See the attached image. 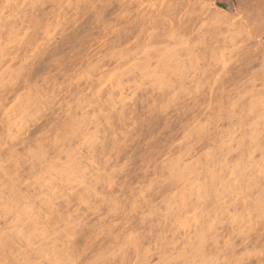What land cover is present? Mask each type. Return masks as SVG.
Wrapping results in <instances>:
<instances>
[{
	"label": "clouds",
	"instance_id": "1",
	"mask_svg": "<svg viewBox=\"0 0 264 264\" xmlns=\"http://www.w3.org/2000/svg\"><path fill=\"white\" fill-rule=\"evenodd\" d=\"M0 264H264V0H0Z\"/></svg>",
	"mask_w": 264,
	"mask_h": 264
},
{
	"label": "rangeland",
	"instance_id": "2",
	"mask_svg": "<svg viewBox=\"0 0 264 264\" xmlns=\"http://www.w3.org/2000/svg\"><path fill=\"white\" fill-rule=\"evenodd\" d=\"M220 2H223V0H220Z\"/></svg>",
	"mask_w": 264,
	"mask_h": 264
}]
</instances>
